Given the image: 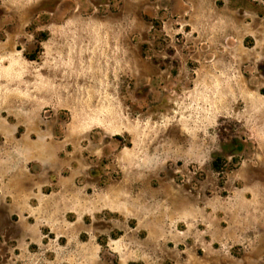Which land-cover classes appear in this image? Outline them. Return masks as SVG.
<instances>
[{
  "label": "rangeland",
  "instance_id": "1",
  "mask_svg": "<svg viewBox=\"0 0 264 264\" xmlns=\"http://www.w3.org/2000/svg\"><path fill=\"white\" fill-rule=\"evenodd\" d=\"M0 264H264V0H0Z\"/></svg>",
  "mask_w": 264,
  "mask_h": 264
}]
</instances>
